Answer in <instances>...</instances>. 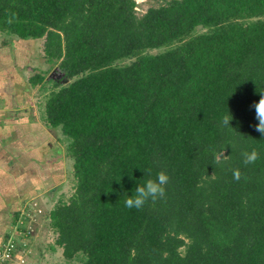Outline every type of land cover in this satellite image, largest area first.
Wrapping results in <instances>:
<instances>
[{
    "label": "trees",
    "instance_id": "obj_1",
    "mask_svg": "<svg viewBox=\"0 0 264 264\" xmlns=\"http://www.w3.org/2000/svg\"><path fill=\"white\" fill-rule=\"evenodd\" d=\"M153 1L140 13L136 0H0V33L42 39L62 73L28 78L48 91L41 119L72 160L74 190L47 214L54 244L80 264H264L251 107L264 94V0ZM161 170L165 196L126 208Z\"/></svg>",
    "mask_w": 264,
    "mask_h": 264
},
{
    "label": "rangeland",
    "instance_id": "obj_2",
    "mask_svg": "<svg viewBox=\"0 0 264 264\" xmlns=\"http://www.w3.org/2000/svg\"><path fill=\"white\" fill-rule=\"evenodd\" d=\"M136 1L140 13L158 5L153 0ZM42 43V39L24 40L0 33V77L2 74L4 77L5 74H18L16 87L21 88L23 93L20 92L17 96L21 98L17 113H23L21 117L24 119L23 121L19 117L15 123L6 119L10 118V111L3 115V120L0 121L2 130L0 134L7 141L0 144L3 147L2 155L10 157L14 154V158L19 159L15 154L23 150V156L19 154L21 159L18 162L23 161L24 164H21L24 170L26 168L32 170L33 174L22 180L24 192L17 194L23 204L19 206L18 211H14L10 206L1 207L0 247L12 240L15 252L12 259L0 261V264H80L79 261L65 260L62 249L54 244L56 234L49 228L47 218L54 202L60 198L68 199L73 192L74 177L72 160L66 155L67 141L60 128L50 129L41 119L48 91H42L39 86L32 87L28 82L31 74L41 71L45 73L47 79L62 78L58 66L47 63L43 58ZM12 83L13 81L10 82ZM1 85L5 86L4 89L7 91L4 96L9 102H14L10 101L11 98H15V95H10L12 88L4 83ZM7 105L10 106L9 103ZM22 122L27 125H19ZM8 135L9 139L6 137ZM21 145L22 148L19 150ZM32 178L36 183L33 187L28 184ZM12 180L10 178L11 183L9 185L8 182L7 186H13ZM16 212L20 215L19 219L15 218Z\"/></svg>",
    "mask_w": 264,
    "mask_h": 264
},
{
    "label": "crops",
    "instance_id": "obj_3",
    "mask_svg": "<svg viewBox=\"0 0 264 264\" xmlns=\"http://www.w3.org/2000/svg\"><path fill=\"white\" fill-rule=\"evenodd\" d=\"M7 73H9V72H7ZM17 76H18V74H16V75L15 74H5V77H4V75L2 74L0 77V84L4 83L6 86L8 85L10 89L12 88L10 95L11 94L15 95V98H13V99L11 98V100H10V101L14 100V102H12V103L9 102L8 99L4 96L7 92L4 89L5 86H3V87H2V85L0 86V117H1L0 121L3 120L2 117L5 113H7V111H10V114H11L10 118L6 117L7 120L9 119L10 121L17 123L18 120L20 118H22L21 116L23 115V113L22 114L17 113V111H19L18 108L20 106L19 104H20V100H21V98H18L17 96L19 95L20 92L23 93V90H21V88L16 87ZM12 81H13V83L10 84V82H12ZM4 100L6 102H4ZM18 100H19V102H18ZM6 103L7 104L9 103L10 106H8ZM23 121H24V119H23ZM19 125L22 126V125H27V124H25V122H22V124H19ZM0 133H2V130H0ZM6 137L9 139L10 135H8ZM21 139L23 140V137ZM5 141H7V140L3 139L1 134H0V144H3ZM2 148H3L2 145H0V210H1L2 206H6V207L10 206V208L14 209V211H18L19 206H21V204H23V203L20 200L21 197L18 196L17 193L18 192H24L23 191V185L24 184H22L23 183L22 180L27 175L33 176L32 172H31L32 170L29 171L27 168L24 170V168L22 167V164H24V162L23 161L18 162V160L21 159L19 154L23 156V150H21L20 152L15 154L19 158V159H16V158H14V154L11 155L10 157L6 156V155H2V150H3ZM21 148H22V145L20 146L19 150ZM32 166L34 167V166H36V164L32 165ZM10 178H11V180L13 179L12 181L14 183L12 187H9V185L11 183L9 181ZM7 183L9 184L8 186H7ZM28 184L31 187H33L34 184H36V183L34 182V180L32 178L31 180H29ZM21 194H24V193H21ZM26 195H27V193H26ZM25 199H27V198H25ZM32 201H33V199H32ZM17 215L18 214L16 212L15 218L17 217ZM1 223H2V214L0 213V231H1V226H2Z\"/></svg>",
    "mask_w": 264,
    "mask_h": 264
},
{
    "label": "clouds",
    "instance_id": "obj_4",
    "mask_svg": "<svg viewBox=\"0 0 264 264\" xmlns=\"http://www.w3.org/2000/svg\"><path fill=\"white\" fill-rule=\"evenodd\" d=\"M11 23V21H9ZM251 107L255 109V118L258 123L255 125L257 132L264 135V94L258 102H255ZM232 115H224L221 119V123L224 126L230 125ZM233 147V146H232ZM226 149V148H225ZM225 149L215 152L214 151V165H221L227 162L228 155H225ZM242 163L245 166L254 164L260 157L259 150L252 148L251 150H246L241 153ZM233 178L237 181L241 179V171L239 168L232 170ZM147 177L143 183H138L134 188L132 195L124 200V206L128 209H141L149 200L155 202L157 199L163 198L165 196V185L169 181L168 174L161 170L153 178L151 172L145 173Z\"/></svg>",
    "mask_w": 264,
    "mask_h": 264
},
{
    "label": "built area",
    "instance_id": "obj_5",
    "mask_svg": "<svg viewBox=\"0 0 264 264\" xmlns=\"http://www.w3.org/2000/svg\"><path fill=\"white\" fill-rule=\"evenodd\" d=\"M15 252L14 242L8 241L5 246L0 247V261L10 260Z\"/></svg>",
    "mask_w": 264,
    "mask_h": 264
}]
</instances>
